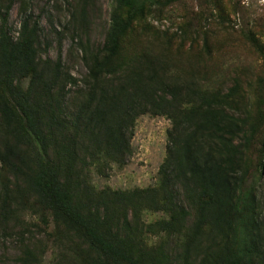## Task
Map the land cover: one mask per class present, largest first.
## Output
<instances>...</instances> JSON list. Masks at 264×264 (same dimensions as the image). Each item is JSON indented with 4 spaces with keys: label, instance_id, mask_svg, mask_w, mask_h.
Returning a JSON list of instances; mask_svg holds the SVG:
<instances>
[{
    "label": "trees",
    "instance_id": "16d2710c",
    "mask_svg": "<svg viewBox=\"0 0 264 264\" xmlns=\"http://www.w3.org/2000/svg\"><path fill=\"white\" fill-rule=\"evenodd\" d=\"M113 3L104 46L89 66L90 89L74 111L66 107V87L75 80L60 63L52 70L41 67L33 0H21L16 39L7 30L11 4L3 7L0 166L82 241L87 264H171L164 248L145 249L143 227L132 226L129 212L161 214L164 218L147 229L159 238L181 235L190 216L182 198L195 212L181 241L183 264L193 256L198 264H264V174L255 178L252 173L251 117L235 112L240 87L207 94L152 73L123 70L115 61L145 3ZM29 78L27 90L23 82ZM144 115L171 122L158 186L93 199L81 189L77 165L99 163L102 157L124 165L136 121ZM12 199L4 185L0 209L5 220ZM20 261L38 264L31 251Z\"/></svg>",
    "mask_w": 264,
    "mask_h": 264
},
{
    "label": "rangeland",
    "instance_id": "374dc122",
    "mask_svg": "<svg viewBox=\"0 0 264 264\" xmlns=\"http://www.w3.org/2000/svg\"><path fill=\"white\" fill-rule=\"evenodd\" d=\"M142 1L144 14L123 38L115 63L125 71L152 73L185 90L207 94H226L238 85L240 110L235 112L250 116L255 126L249 151L253 177L264 174L259 168L264 164V0ZM8 4L7 30L16 39L21 0H0V27ZM113 8V0H33L41 67L52 70L60 63L61 71L75 80L66 87L68 111H74L90 89L89 66L104 46ZM109 80L117 83L118 77ZM23 85L28 90L31 79ZM170 128L165 117H139L125 164L118 166L102 157L99 163L88 160L87 166L77 165L81 189L97 199L156 188ZM4 185L14 199L7 220L0 209V264H22L27 251L38 264H87L89 252L82 241L56 223L25 185L0 166V206ZM182 202L190 216L181 235L159 238L147 229L164 218L161 214L129 212L132 226L143 227L145 249L153 253L164 248L171 264H183L181 241L195 221L194 210L183 198ZM189 264H198L197 258L193 256Z\"/></svg>",
    "mask_w": 264,
    "mask_h": 264
}]
</instances>
